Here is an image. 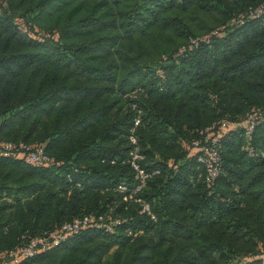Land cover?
Returning <instances> with one entry per match:
<instances>
[{
	"label": "trees",
	"instance_id": "trees-1",
	"mask_svg": "<svg viewBox=\"0 0 264 264\" xmlns=\"http://www.w3.org/2000/svg\"><path fill=\"white\" fill-rule=\"evenodd\" d=\"M262 4L0 0V140L55 159L0 157V253L93 213L123 223L20 264H264V123L246 136L248 114L264 116V15L250 16ZM132 92L145 167L161 172L136 198L156 221L119 190L135 183L125 163ZM223 120L235 126L222 133L210 186L190 143Z\"/></svg>",
	"mask_w": 264,
	"mask_h": 264
},
{
	"label": "built area",
	"instance_id": "built-area-1",
	"mask_svg": "<svg viewBox=\"0 0 264 264\" xmlns=\"http://www.w3.org/2000/svg\"><path fill=\"white\" fill-rule=\"evenodd\" d=\"M262 15H264V4L250 10L251 17ZM241 20L239 22L243 23ZM221 33V30H215L210 35L191 38L189 44L179 50V55L197 48L203 42L209 43L213 37H217ZM137 95L138 92H132L125 96L130 101V108L134 113L133 126L128 135L129 151L125 163L134 171L135 183L133 187L123 183L119 187V190L126 194L125 201H128V198L136 200L140 204V213L147 214L151 220L156 221L157 217L153 213L151 205L142 199L136 198L147 187L148 182L161 173L159 169H148L145 167L146 155L142 151L137 133L143 114L142 109L138 105ZM260 123H264V116L260 111L253 109L247 117L246 136L248 139H251L254 128ZM234 126L235 124L229 120L215 123L199 131L197 137L190 143V148L198 152V164L205 170L206 182L210 186L214 184L221 170L222 158L220 150L222 133ZM12 156L25 158L31 165L47 166L55 163V159L46 153L43 146H30L24 142L16 143L0 140V157ZM112 163L114 164L115 162ZM122 223L123 221L120 218L110 214L98 215L90 213L77 217L39 236H32L28 233L24 234L20 244L16 248L0 253V264H20L25 260L34 258L41 252L62 244L89 228L102 229L107 233H114ZM129 234L133 238L136 237V234L133 232H129Z\"/></svg>",
	"mask_w": 264,
	"mask_h": 264
}]
</instances>
